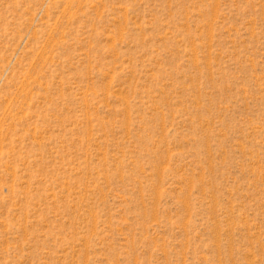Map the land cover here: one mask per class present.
Masks as SVG:
<instances>
[{
  "label": "rangeland",
  "instance_id": "374dc122",
  "mask_svg": "<svg viewBox=\"0 0 264 264\" xmlns=\"http://www.w3.org/2000/svg\"><path fill=\"white\" fill-rule=\"evenodd\" d=\"M0 264H264V0H0Z\"/></svg>",
  "mask_w": 264,
  "mask_h": 264
}]
</instances>
